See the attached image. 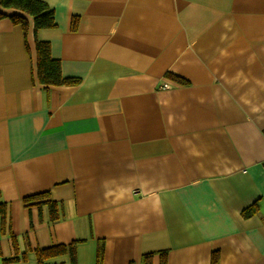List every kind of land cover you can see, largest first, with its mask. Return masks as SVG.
<instances>
[{
	"label": "crops",
	"instance_id": "0c3cea01",
	"mask_svg": "<svg viewBox=\"0 0 264 264\" xmlns=\"http://www.w3.org/2000/svg\"><path fill=\"white\" fill-rule=\"evenodd\" d=\"M43 1L37 33L1 8L0 193L28 253L10 264L72 241L97 264L100 240L102 264H264V0ZM36 38L78 84L39 81Z\"/></svg>",
	"mask_w": 264,
	"mask_h": 264
},
{
	"label": "trees",
	"instance_id": "16d2710c",
	"mask_svg": "<svg viewBox=\"0 0 264 264\" xmlns=\"http://www.w3.org/2000/svg\"><path fill=\"white\" fill-rule=\"evenodd\" d=\"M17 9L24 11L34 18V32L37 33L40 29L52 28L56 26L54 11L43 0H0V19L8 17L2 9ZM10 18L17 24H20L24 30L25 35L28 34L29 25L27 19L22 14H14ZM77 20L73 21V26L76 25ZM37 52V76L39 81L45 86H59V85H76L80 79L74 77H65L61 71V62L54 58L51 54V44L47 40L36 38L35 40ZM28 205L37 204L40 209L42 205L48 206L50 221L55 222L60 218V207L58 202L51 200L47 193H40L28 197L26 200ZM257 205L247 207L243 214L245 217L251 216L257 212ZM9 233L11 237L13 256L9 258H2V264L17 263L26 261L28 258L27 252H21L18 246L17 236L12 232L9 223V208L8 203L5 202L0 193V243L1 237ZM77 243L72 241L68 244H55L47 247L35 249L37 264H55L51 263L52 259L68 255L70 264H79L77 259ZM1 248V244H0ZM1 251V249H0ZM166 253V251H163ZM1 255V252H0ZM104 243L100 240L97 248V264L103 263ZM150 254L144 258V262H150ZM166 260V258H164ZM217 254L214 255L213 264H217Z\"/></svg>",
	"mask_w": 264,
	"mask_h": 264
},
{
	"label": "built area",
	"instance_id": "2783aa9c",
	"mask_svg": "<svg viewBox=\"0 0 264 264\" xmlns=\"http://www.w3.org/2000/svg\"><path fill=\"white\" fill-rule=\"evenodd\" d=\"M171 85L169 84V83H164V84H162L161 85V88H168V87H170Z\"/></svg>",
	"mask_w": 264,
	"mask_h": 264
}]
</instances>
